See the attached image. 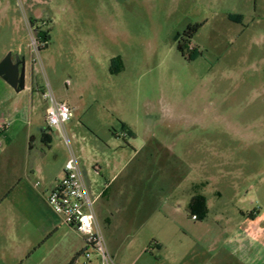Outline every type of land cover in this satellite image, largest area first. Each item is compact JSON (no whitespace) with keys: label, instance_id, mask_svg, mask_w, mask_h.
I'll use <instances>...</instances> for the list:
<instances>
[{"label":"rangeland","instance_id":"1","mask_svg":"<svg viewBox=\"0 0 264 264\" xmlns=\"http://www.w3.org/2000/svg\"><path fill=\"white\" fill-rule=\"evenodd\" d=\"M190 24L200 25L193 37L184 35ZM178 34L196 45L195 59L178 50ZM21 48L40 89L30 121L35 150L47 152L44 176L59 179L70 154L43 116L48 87L74 108L66 129L84 174L97 170L104 185L99 166L111 165L109 180L125 165V194L95 203L117 264H264L256 230L264 226V0H0V61ZM125 122L147 145L121 136ZM184 178L181 197L169 200L183 199L180 211L153 212L144 191ZM35 179L44 190L47 180ZM191 192L208 197L198 220L187 208ZM47 195L30 190L18 204L26 219L7 264H82L92 252L75 254L84 237Z\"/></svg>","mask_w":264,"mask_h":264},{"label":"crops","instance_id":"2","mask_svg":"<svg viewBox=\"0 0 264 264\" xmlns=\"http://www.w3.org/2000/svg\"><path fill=\"white\" fill-rule=\"evenodd\" d=\"M16 55H18L19 58H24L26 61L25 88L20 91H16L2 77H0V264H5V262L7 264L8 262V254L10 248L9 245L12 239V235L17 236L21 232L20 227H18L17 221H20V218L26 219V215L24 213L25 211L21 210V208L18 207V204L22 203L21 199H26L28 191L30 190L34 191V193L40 197H42V195L49 194V192L55 187L58 181V178L54 179V176L51 178L46 177V175L44 176V170H46V168L42 166L39 156L46 155L47 152L43 148L35 150L33 141L35 139V135L32 132V122L30 121V118L34 117L35 113L37 112L35 99L37 97L36 95L40 93V89L34 86L33 73L31 70H29L30 62L26 58L24 49H19ZM13 56L14 55L12 54V57ZM13 59L15 60V57ZM44 93L45 91L40 94V97L43 101L44 107L42 108V112L45 119L48 101L44 98ZM26 119H28L29 124L31 122V128H27L25 132ZM122 124L126 125L131 131V133H129L128 135L130 138L132 137L134 139H142L144 141V144L147 145V136L140 138L133 126L128 125L126 122ZM44 134L46 136H44ZM20 135L23 137L22 140L24 145L20 146V144H18L19 148H17V138ZM41 139L47 146H49L52 140L49 131L43 130ZM137 152L138 150L136 149L135 153ZM104 154H107V157L109 156V153L107 152H105ZM64 166L65 164L60 170L61 175L63 174ZM105 167H111V165L106 164ZM105 167H98L100 176H104V185L97 175V170L92 171L88 169L85 171V177H87L88 179L87 181L89 183L90 190L93 196L97 199L96 202L102 198H107V201H109L112 199L113 195L123 196L126 191L125 189L127 186V181H123L120 179L121 172L124 169L125 165L118 168L113 166L114 169H116V172L112 175V177H110L109 180L105 175ZM37 175H41L45 178V180H47L44 190H42L41 188H37L38 180L35 179ZM116 181L118 184L115 187V190L109 192L111 184ZM184 186L185 178L184 180L176 181H165L164 179H162L153 184L151 188L149 187V189L145 190L144 192L147 193L150 201L156 202V205L152 208V211L159 212L163 209V213L165 214H168L171 210L173 212H179L180 207H178V205L180 204V201H183V199H177L178 201L176 200L177 203L174 204V206L171 205L169 200H171V198L173 197L176 199V196L180 198L181 196L179 194H181V189L183 192L185 191L183 189ZM189 194L191 195L187 203V208L191 212L190 206L192 199L195 196L204 194L201 192H191ZM206 205V215H208V197H206ZM107 219L108 217H106V220ZM198 219L199 218H196L194 220ZM262 219H264V216H262ZM255 222V219L251 220L250 224H253ZM54 226H57V223H55ZM74 230L77 231L76 229ZM247 230L249 231L250 228L247 227L246 231ZM256 230L258 231V235L260 237L264 236V226H257ZM84 248L85 244L80 245L75 249V254H78V252H80ZM5 256H7V260L5 259ZM73 260L74 258L72 259V261Z\"/></svg>","mask_w":264,"mask_h":264},{"label":"built area","instance_id":"3","mask_svg":"<svg viewBox=\"0 0 264 264\" xmlns=\"http://www.w3.org/2000/svg\"><path fill=\"white\" fill-rule=\"evenodd\" d=\"M32 43L35 50L45 45L43 41L36 39ZM43 95L48 101L46 123L49 128H54L64 135L70 151L63 174L47 195V201L54 211L62 217L64 223L76 229L84 237L85 249L90 248L92 250V252H85L87 260L82 264H117L109 251L99 224L95 211L97 199L90 190L78 158L72 150L67 133L66 124L72 119L74 108L68 102L58 100L50 87ZM128 135L125 130L121 132L123 137ZM192 218L196 219L197 217L192 215ZM72 264L76 263L73 262Z\"/></svg>","mask_w":264,"mask_h":264},{"label":"water","instance_id":"4","mask_svg":"<svg viewBox=\"0 0 264 264\" xmlns=\"http://www.w3.org/2000/svg\"><path fill=\"white\" fill-rule=\"evenodd\" d=\"M0 77H2L16 91H20L26 86V61L24 58L12 57L9 52L0 61Z\"/></svg>","mask_w":264,"mask_h":264},{"label":"trees","instance_id":"5","mask_svg":"<svg viewBox=\"0 0 264 264\" xmlns=\"http://www.w3.org/2000/svg\"><path fill=\"white\" fill-rule=\"evenodd\" d=\"M200 28V25L199 24H195V25H192V26H189L186 30H185V33L186 34H190L192 32H196L198 31V29ZM47 34H42V38H43V42H45L46 44V39H47ZM45 39V41H44ZM178 49L179 50H183V46H181L180 44H178ZM193 57V56H191ZM122 127L123 129L127 130L128 134L131 133V131L129 130V128L122 124ZM44 136H46L44 134ZM191 213L192 215H196L197 218H200L202 215H205L206 214V211H207V206H206V199L204 196H201V195H198V196H195L192 201H191ZM80 254V253H79ZM76 259V257H75ZM73 262H71L72 264Z\"/></svg>","mask_w":264,"mask_h":264},{"label":"flooded vegetation","instance_id":"6","mask_svg":"<svg viewBox=\"0 0 264 264\" xmlns=\"http://www.w3.org/2000/svg\"><path fill=\"white\" fill-rule=\"evenodd\" d=\"M192 25H195V24H190L189 26H192ZM196 32H192L190 34H186L185 31H184V35L187 36V37H193ZM179 36H180V34H178L177 37H176V40H177V48H178V44H180L181 46H183V50H179V49L178 50L183 55H185V53H186V47H187V49L189 50V59H191V60L192 59H195L197 57V55H198V52H199L198 49H197V47H196V45H194L191 41H189V43H187V44L185 42L184 43L181 42L179 40ZM191 56H193V57H191Z\"/></svg>","mask_w":264,"mask_h":264}]
</instances>
